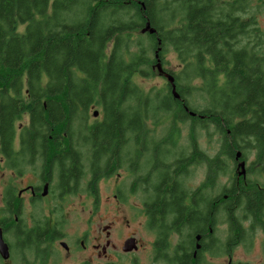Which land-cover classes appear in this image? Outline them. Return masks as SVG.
Wrapping results in <instances>:
<instances>
[{
    "label": "flooded vegetation",
    "instance_id": "1",
    "mask_svg": "<svg viewBox=\"0 0 264 264\" xmlns=\"http://www.w3.org/2000/svg\"><path fill=\"white\" fill-rule=\"evenodd\" d=\"M251 8L242 11L241 19L255 18ZM255 22L244 39L258 49L264 46V25ZM231 29L235 44V25ZM163 71L158 72L168 81L169 72ZM249 74L264 83L263 68ZM177 100L182 105L165 113L190 125L192 119H180V111L202 119L185 98ZM132 104L146 123L147 104ZM93 105L102 110L101 103ZM247 119H253L252 112ZM65 123L60 134L0 135V264H264V144H258L259 136L247 138L251 157L243 150L239 160L232 157L236 167L245 161V175L233 174L222 191L218 162L207 167L204 178L205 162H210L206 152L198 144L188 151L190 140L181 145L178 134L156 138L132 127L115 135L98 159L100 152L78 135L76 120ZM88 124L94 125L90 117ZM189 137L192 141L194 135ZM261 138L264 142V133ZM30 170L36 181H28ZM196 172L198 182L192 179ZM125 174L132 178L128 190ZM114 177L111 194L118 205L134 199L140 230L131 229L130 220L94 217L100 183ZM238 250L255 253V260L253 254L251 260L237 259Z\"/></svg>",
    "mask_w": 264,
    "mask_h": 264
},
{
    "label": "trees",
    "instance_id": "2",
    "mask_svg": "<svg viewBox=\"0 0 264 264\" xmlns=\"http://www.w3.org/2000/svg\"><path fill=\"white\" fill-rule=\"evenodd\" d=\"M251 2L0 0V135L16 134L22 114L30 118L22 135L60 134L65 119H74L78 135L101 158L115 135L143 128L144 116L132 103L147 104L143 109L152 116L182 105L169 83L144 97L133 81L136 72L152 75L156 59L149 54L161 46V57L171 51L177 56V91L202 118L182 110L180 119L191 118L192 127L213 125L229 159L244 150L250 135L263 145L264 83L249 71L264 69V46L245 42L256 19L240 15ZM148 21L155 33H141ZM198 95L206 102L202 110L189 104ZM100 103L103 120L89 125V109Z\"/></svg>",
    "mask_w": 264,
    "mask_h": 264
},
{
    "label": "rangeland",
    "instance_id": "3",
    "mask_svg": "<svg viewBox=\"0 0 264 264\" xmlns=\"http://www.w3.org/2000/svg\"><path fill=\"white\" fill-rule=\"evenodd\" d=\"M251 10L252 15L255 16L257 22H261L264 25V0H252L251 2ZM21 29H24V26H20ZM140 35V34H139ZM137 36V35H136ZM146 42V41H145ZM149 56L151 58H155V52L152 51ZM162 59V66H164L165 70L169 73L176 74L180 73V64L177 56L172 51L168 54H163L160 56ZM157 62L151 64L152 75L145 76L143 74L134 73L133 80L140 86L143 90L144 95H152L157 90L163 91L166 87H168V81L165 77L161 76L156 68ZM154 69V70H153ZM197 85H200V82H196ZM189 104L198 110H202L203 106L206 105L203 97L193 96L189 99ZM89 111L90 115V123L97 124V122L103 120V114L100 107L93 105V107ZM100 111L97 116H95L96 111ZM152 112L148 111L146 123L144 122V127L142 130L143 134H150L156 136V138H160L165 134H178L179 144L185 145L187 143V139L190 140L188 151L191 149V144H198L199 148L206 152L205 162L203 173L204 178L207 174V167H213L216 162L220 166V188L223 191L224 187H228L232 176H242L239 175V172L242 171L239 167H236L234 164L233 158H228L223 155L222 143L223 137L219 134L218 130L214 128L213 125H208L206 129H203L201 126L193 127L189 124V122H179L178 120L173 119L174 116L171 113L159 112L158 114H154L152 116ZM157 118V119H156ZM30 125V118L27 114H22L21 118L16 121V134L17 136L21 134V129L25 126ZM190 135H194V138L189 137ZM246 146V147H245ZM244 152H247V155H250V152L247 151V145L243 143ZM219 154L218 161H215L214 158ZM251 157V155H250ZM254 160V158H251ZM252 160V161H253ZM241 162V161H240ZM28 176V181H36L35 178L31 177L33 175L32 170H30ZM199 173L196 172L192 179L195 182H198ZM211 177V176H210ZM239 177V178H240ZM117 181V177H114L109 180H105L100 183L101 190V203L92 205V209L94 211V217H108V220L112 219H122L125 223L126 220H130L131 229H141L140 219L137 218L135 214V202L133 198L128 197V202L125 204L118 205L115 199L113 198V194H111V188L113 187V183ZM132 182V178L128 177L125 174V188L127 190L130 188ZM107 201V205L105 203ZM237 213H240L239 211ZM221 217H225L223 214ZM252 260H255V253H252ZM251 254V255H252ZM251 255L245 253L243 250H238L236 253L237 259L240 260H251Z\"/></svg>",
    "mask_w": 264,
    "mask_h": 264
},
{
    "label": "water",
    "instance_id": "4",
    "mask_svg": "<svg viewBox=\"0 0 264 264\" xmlns=\"http://www.w3.org/2000/svg\"><path fill=\"white\" fill-rule=\"evenodd\" d=\"M157 30L152 28L151 26V23L148 21L145 25V27L141 30V33H155ZM161 43V40H159V44ZM161 52V46H159V48L156 50L155 52V59L157 61V65H156V68L158 69V71L160 73L163 74V67H162V62H161V59H160V53ZM167 78H168V83L171 85V88H172V93L174 95V97L176 99H179L180 98V95H179V92L177 91V85H176V82H175V77L173 74L171 73H168L166 74ZM95 115H98V111L95 112ZM242 157V152L241 151H238L237 154H236V159H240ZM238 167L240 169H242L241 172H239V175H245V161H241L238 163Z\"/></svg>",
    "mask_w": 264,
    "mask_h": 264
},
{
    "label": "bare ground",
    "instance_id": "5",
    "mask_svg": "<svg viewBox=\"0 0 264 264\" xmlns=\"http://www.w3.org/2000/svg\"><path fill=\"white\" fill-rule=\"evenodd\" d=\"M164 67V66H163ZM127 158V157H126Z\"/></svg>",
    "mask_w": 264,
    "mask_h": 264
}]
</instances>
